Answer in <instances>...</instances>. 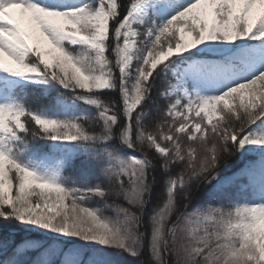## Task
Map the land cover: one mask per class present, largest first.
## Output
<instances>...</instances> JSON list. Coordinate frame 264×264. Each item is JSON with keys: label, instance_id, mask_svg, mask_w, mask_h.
I'll list each match as a JSON object with an SVG mask.
<instances>
[{"label": "snow or ice", "instance_id": "snow-or-ice-1", "mask_svg": "<svg viewBox=\"0 0 264 264\" xmlns=\"http://www.w3.org/2000/svg\"><path fill=\"white\" fill-rule=\"evenodd\" d=\"M0 221V264H264V0H0Z\"/></svg>", "mask_w": 264, "mask_h": 264}, {"label": "trees", "instance_id": "trees-1", "mask_svg": "<svg viewBox=\"0 0 264 264\" xmlns=\"http://www.w3.org/2000/svg\"><path fill=\"white\" fill-rule=\"evenodd\" d=\"M43 102V97L35 101L34 106H39ZM162 188L159 183L154 186V194H153V204L149 207V213L151 212L152 208L155 206V202L159 201L161 197ZM195 194V193H194ZM23 227V226H21ZM7 228L9 230L17 228L15 221H0V229ZM99 247V246H97ZM113 259L120 262V264H138V261L132 260L130 257L124 255L123 257H118L115 255V251L112 252Z\"/></svg>", "mask_w": 264, "mask_h": 264}]
</instances>
